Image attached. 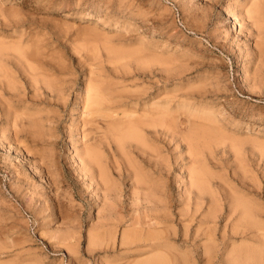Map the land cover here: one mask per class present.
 Wrapping results in <instances>:
<instances>
[{"label": "rangeland", "instance_id": "obj_1", "mask_svg": "<svg viewBox=\"0 0 264 264\" xmlns=\"http://www.w3.org/2000/svg\"><path fill=\"white\" fill-rule=\"evenodd\" d=\"M253 1L0 0V264H131L146 258L139 246L120 245L130 217L144 205L131 200L127 166L141 170L158 194L165 191L160 206H169L175 227L194 164L184 139L209 127L227 144L231 137L242 142L237 152L226 143H205L209 191L245 192L264 209V157L255 148L264 142V7L249 14ZM225 8L238 22L236 31L229 30ZM89 82L102 94L138 100L137 109L170 100L168 119L178 130L167 134L172 139L160 132L151 141L158 161L129 142L124 154L114 143L106 145L108 193L96 178L87 180L76 156ZM156 167L163 168L160 174Z\"/></svg>", "mask_w": 264, "mask_h": 264}, {"label": "bare ground", "instance_id": "obj_2", "mask_svg": "<svg viewBox=\"0 0 264 264\" xmlns=\"http://www.w3.org/2000/svg\"><path fill=\"white\" fill-rule=\"evenodd\" d=\"M251 4V9L247 12H249V14H257L258 11L264 7V0H254ZM224 10L226 12L227 19L231 22L229 30L236 31L239 26L238 22L226 8ZM3 48L4 47H2V43H0V52ZM121 52L123 53L122 50ZM1 55L2 53H0V56ZM152 59H150V61ZM142 65L144 67L143 63ZM236 78H239L238 74L236 75ZM92 87L93 86L89 82V84H87L85 87L82 97V112L80 115L81 121L79 122V126L76 128L78 133L76 136H79V139L77 137L76 142L79 144L80 148H78L80 149V152H77L76 156L79 157L83 165V171L81 173L86 176L87 180L91 181V179L93 180L96 178L97 184L103 187V191H105V193H108L110 192V187L105 168L106 166H104L106 162L104 163L102 158L103 149L106 147V145H109L112 142L116 145V149H119L118 151L123 153V151L120 150L124 149L125 143L127 144L129 142L130 146L138 149V151H141L142 153L144 151L148 152V155L151 156L150 159H152L153 157H157V155L160 157V155L157 154L159 151L156 147H154V145H152L153 143L151 142L157 139V134L161 132L163 135L169 137V135H175L173 133H178V130H172L170 124L173 125L172 122H174V120L171 119V122L170 119H168L172 117L171 108L169 106L170 100L163 101L164 103L153 101L137 109L136 106L138 100L135 97L134 98L137 101H132L128 96V98L115 95L110 96V94H105V92L102 94V91H99L98 88L93 89ZM188 91H190V89ZM116 94L118 95L119 93ZM130 101V107H128ZM206 108L207 107H202L201 111L206 110ZM69 114L70 116H73V110H71ZM211 114H209L210 117ZM210 117H208V121L211 120L209 119ZM97 118H101L103 123L101 121H97ZM96 121L100 122V126H96L98 124ZM168 121L170 122L169 127ZM177 126L179 125L177 124ZM159 128L160 131H158ZM174 129H176L175 126ZM190 134L184 140H186L187 149H189L191 152V160L194 162V164L191 161L190 164L193 165H190L187 169V182L183 191L185 194V199L183 200L184 206H182V208L178 211L179 222L175 227L170 225L169 223L172 222V215L170 214L171 212L169 210V206H167L166 202L164 203L165 207L160 206V203L163 200H166L165 191L161 190L158 194V191H154L155 189L153 187V182L151 183L150 180L147 181L145 174H141V170L140 172L138 168L128 164L127 168H130V173L132 174L131 179H133V184L130 189L132 195L131 200H135V202L138 200L142 201V203L144 202V205H141L143 212L135 215L134 217H130V229L122 231L120 245H134L135 247L139 246L136 247L140 249L139 251H143L142 249H144V252L148 254L146 258L141 260H136L134 258L136 261L132 262L131 264H220L221 261L223 264H264L263 204L260 207L259 203H255L256 200L254 201V198L248 196V193L245 192L243 193L239 191L237 192L233 190H227L228 193L217 191V194L209 191L208 189V183L210 180L209 176L207 175L205 160H203V153L206 146L205 143L212 142L215 144L217 143L218 145L220 144L221 146L222 144L224 145V143H226L225 141H227V139L224 135L220 134L219 130L213 127H209L201 133L198 132L191 135ZM30 137L32 136H29V139L32 142ZM231 138H229V144H226L230 146L229 148L232 149L231 151H233V149L236 150V152L240 151L239 149L241 148L240 146L242 142H238L239 144H237L235 143L236 140L234 142L231 140ZM130 142H132L133 145H131L132 143ZM28 146L26 145V147ZM255 148L259 152L258 156L260 158H262V156L264 157V142L258 143L257 145L255 144ZM28 149L30 150V148ZM157 158H153L154 161H158ZM146 159L148 160V157ZM127 162L130 161L127 160ZM156 168V172L160 174V171L163 168ZM204 200L207 202L205 206V212L200 216V218H198L199 216L196 217L195 215L199 211ZM137 203L138 202L135 204L136 206L138 205ZM193 222L195 223L192 225L193 229H191L190 225ZM103 233L106 234L105 236L107 237H111L113 234V232L108 231V229H104ZM104 234L101 235L104 236ZM199 237H201L203 241L199 239L197 240L198 242H196L195 239H198ZM178 242L182 247L185 248V250H187L186 247L188 245H191L194 249V252L192 250H188V253H186L185 250H179L176 246V243ZM140 243H142L143 246H141ZM189 251L191 255H189Z\"/></svg>", "mask_w": 264, "mask_h": 264}]
</instances>
